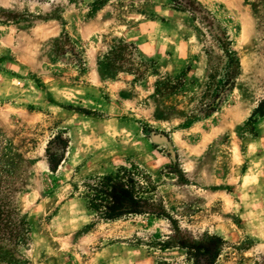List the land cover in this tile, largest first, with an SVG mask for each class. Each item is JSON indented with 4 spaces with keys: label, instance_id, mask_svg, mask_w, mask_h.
Returning a JSON list of instances; mask_svg holds the SVG:
<instances>
[{
    "label": "rangeland",
    "instance_id": "1",
    "mask_svg": "<svg viewBox=\"0 0 264 264\" xmlns=\"http://www.w3.org/2000/svg\"><path fill=\"white\" fill-rule=\"evenodd\" d=\"M198 1L230 50L170 0H0V211L29 230L21 264H190L160 250L166 221L102 223L86 209L83 181L131 163L183 232L227 241L216 264H264V117L250 121L264 99V0ZM112 48L124 68L110 69ZM137 62L141 78L126 70ZM59 130L70 144L53 174L45 148Z\"/></svg>",
    "mask_w": 264,
    "mask_h": 264
},
{
    "label": "trees",
    "instance_id": "2",
    "mask_svg": "<svg viewBox=\"0 0 264 264\" xmlns=\"http://www.w3.org/2000/svg\"><path fill=\"white\" fill-rule=\"evenodd\" d=\"M170 2L171 9L190 15L194 21L202 23L206 21L208 27L216 31L218 44L230 50L231 44L227 39L226 29L220 22L214 19L208 20V12L198 0H170ZM119 46L120 50L117 51L112 48L109 53V60L117 64L116 66L110 65V69L113 70L124 68V63L119 64L123 60L117 58L118 53L122 51L126 53L130 49H135L133 44H126L120 41ZM131 50L126 53L128 56L132 55L133 52ZM115 51L118 53H115ZM230 54H234V52H228V56ZM229 60L234 61L233 58ZM132 61H135L134 58ZM136 64L129 63L130 67L126 69L127 73L141 78L145 71L144 69L140 70L143 63L137 62ZM230 82L231 78L228 77L219 89V94H223V88L228 86ZM229 89L230 87L225 90ZM81 113L84 112L82 111ZM255 117H264V99L252 111L250 121ZM69 144L70 139L67 137L66 130H59L48 140L45 148V158L46 166L50 173H57L65 163ZM172 159L173 165L172 167H167V175L177 172L175 170V156ZM81 187L84 190L83 199L86 209L92 212L95 219L99 222L110 223L133 217H147L166 221L171 235L165 241H158L160 250H182L185 252L186 259L190 264H216L227 244V241L217 234L204 233L194 237L183 232L178 226V222L174 220V217L168 211L166 201L160 194L158 185L152 175L137 164L122 165L112 172L88 177L83 181ZM13 214L16 216L15 208L10 211H0V218L5 215L7 219H11L8 225L0 226V242L4 241L2 247H7L6 251L14 257L9 259L0 258V262L6 260L9 264H21V261L15 259L17 257L22 260V257L16 254L15 248L22 244L23 240H26L29 230L27 228L23 235H18L19 233L16 230L19 224H13L14 221L18 222V219Z\"/></svg>",
    "mask_w": 264,
    "mask_h": 264
},
{
    "label": "crops",
    "instance_id": "3",
    "mask_svg": "<svg viewBox=\"0 0 264 264\" xmlns=\"http://www.w3.org/2000/svg\"><path fill=\"white\" fill-rule=\"evenodd\" d=\"M261 170H263V169H261ZM262 174H263V173H262ZM259 182H260V181H259V179H258V180L255 181V184H257V183H259ZM260 184L263 185L261 182H260Z\"/></svg>",
    "mask_w": 264,
    "mask_h": 264
}]
</instances>
